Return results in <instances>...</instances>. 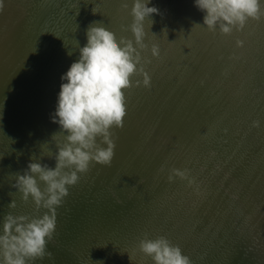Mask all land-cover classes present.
<instances>
[{
  "label": "water",
  "instance_id": "1",
  "mask_svg": "<svg viewBox=\"0 0 264 264\" xmlns=\"http://www.w3.org/2000/svg\"><path fill=\"white\" fill-rule=\"evenodd\" d=\"M16 2L21 14L15 18L9 8L1 25L5 28L2 51L6 53L0 64L6 66L0 72V227L9 211L16 215L37 214L32 200L23 202L22 194L12 184L16 173L23 174L33 156L49 167L56 165L52 155L57 149L52 136L60 131V126L53 122L52 115L63 81L52 80L58 74L62 77L78 60L79 47L87 43L89 25L99 21L117 38L134 39L128 30L132 0ZM125 2L128 8L122 6ZM74 3L76 6L69 9ZM149 6L159 10L150 17L153 23L148 18L144 21L147 48L141 50V64L150 77V86H144L143 74H137L132 77V86L124 89V124L122 128L115 127V131L111 129L116 145L111 169L118 170L114 175L107 173L109 183L104 190L95 189L101 198L81 200L76 204L80 207L73 210L67 211L66 206L57 208L56 215L64 220L63 224H56L53 234L57 240L47 239L46 255L28 264L81 263V256L91 264H153L138 250L144 234L151 239L172 237L179 246L183 232L190 234L193 225L198 229L209 225L210 220L199 221V212L211 220L215 217L225 233L214 243L195 230L196 234L187 240L190 249L185 253V248H181L192 264H264V17L249 19L242 30L223 35L218 26L213 32L203 25L205 13L195 0H150ZM48 35H54L53 39L49 40ZM237 40L244 42L242 47L237 46ZM153 45L158 47V56L152 55ZM40 49L51 60L43 59L37 65ZM21 65L22 71L16 74L15 68ZM10 79L17 83L12 90H4L2 85ZM136 81H140L139 85ZM5 104L11 113L5 111ZM254 120L261 121L260 128L252 126ZM211 147L218 152L215 158L209 160V152L191 156L195 150L203 148L200 151L204 153ZM207 163L223 169L218 174L207 172ZM250 164L256 166L248 172ZM90 165V173H99L100 167L94 162ZM188 167L194 169L189 179L198 189L193 195L188 190L190 197L184 196L180 206L169 209L167 214H163L167 200H161V207H157L154 202L144 201L149 192L142 194L134 189L152 172L155 176L163 169L158 179L166 181L173 168ZM200 168L205 170L203 174ZM120 172L131 176L123 178ZM189 179L183 183L177 177L171 184L178 187L169 188L186 191L191 184ZM215 179L223 180L229 189L220 183L215 189ZM123 180L132 181L125 187L132 195H126L127 200L109 194L114 188L125 195ZM238 183H244L246 190ZM67 196L64 199L70 201V194ZM12 199L16 207L9 209ZM123 208L130 211L123 212ZM180 216L188 220V226L178 222ZM58 236L64 240L62 243ZM195 240L200 243L192 244ZM76 241L87 246L82 248L85 256L74 248ZM90 241L97 244L89 247ZM114 243L119 246L115 251ZM203 247L202 253L197 252Z\"/></svg>",
  "mask_w": 264,
  "mask_h": 264
},
{
  "label": "clouds",
  "instance_id": "2",
  "mask_svg": "<svg viewBox=\"0 0 264 264\" xmlns=\"http://www.w3.org/2000/svg\"><path fill=\"white\" fill-rule=\"evenodd\" d=\"M149 3L150 0H132L128 30L134 39L117 38L99 21L87 28V43L79 47L78 60L61 77L66 82L60 86L52 115L53 122L60 126L52 136L57 149L52 155L56 165L49 167L33 156L23 174L16 173L12 187L25 202L32 200L37 214L16 215L9 211L3 216L0 264H28L42 259L47 239L55 232L56 210L69 194V187L79 182L80 174L87 172L92 162L110 166L116 146L111 129L122 128L126 115L124 89L132 86V77L137 74H143V85L150 86V77L141 64V50L147 48L144 21L159 10ZM195 4L205 13L203 25L213 32L218 26L223 35L242 30L249 19L264 17L262 0H195ZM122 6L128 8L126 2ZM243 43L237 40L238 47ZM151 51L153 56L159 55L156 45ZM252 126L260 128L261 121L254 120ZM177 177L189 179L188 170L173 168L168 178L171 181ZM7 207L14 209L16 201L12 199ZM41 209L45 210L42 214ZM138 250L153 264H192L190 257L164 236L151 239L145 233Z\"/></svg>",
  "mask_w": 264,
  "mask_h": 264
},
{
  "label": "bare ground",
  "instance_id": "3",
  "mask_svg": "<svg viewBox=\"0 0 264 264\" xmlns=\"http://www.w3.org/2000/svg\"><path fill=\"white\" fill-rule=\"evenodd\" d=\"M17 0H3V9H2V11H0V37L2 36V34L5 32V28L3 27V26H1L2 24H4V22L6 21L5 19H6V15L7 14H9L10 12H8L7 10L10 8V9H12L14 12H15V14H14V17L16 18V15H17V17H19V15L21 14V12L18 10V7H19V5L17 4V2H16ZM76 6V4L74 3V4H70L69 6H68V8L69 9H72L73 7H75ZM17 13H19V14H17ZM85 24H84V21L82 22V27L84 26ZM50 30V29H49ZM49 33V32H48ZM53 36L54 35H51V37L48 35V38H49V40H52L53 39ZM47 38V39H48ZM46 52V51H45ZM43 50H39V54H38V56L39 57H36V59H35V61H36V64L37 65H39V64H41V62H42V60L43 59H45V61L46 62H48V61H50L51 60V58L50 57H48V56H46L44 53H45ZM48 52V51H47ZM6 52L5 51H2V37H1V41H0V59H1V56L3 55L4 56V54H5ZM8 55V54H7ZM7 60H8V57H7ZM5 66L6 65H1L0 64V72L5 68ZM22 65L19 67H16L15 69H16V71H15V73L16 74H19L20 73V71H22ZM65 73V72H64ZM61 74H58V75H56V79H53L52 80V82L54 83L55 82V80H62V79H60L61 78V76H60ZM16 76V75H15ZM59 78V79H58ZM66 82V81H65ZM17 83V81L15 82V80H12V79H10V80H7L2 86L5 88L4 90H8V91H10V90H12L13 88H14V85ZM62 83V82H61ZM63 83H64V81H63ZM6 102V101H5ZM4 102V103H5ZM57 103H58V101L56 102V106H57ZM5 106H6V109L7 110H5V111H7V112H10L11 113V109L7 106V104H5ZM114 128L115 127H113L112 128V131H115L114 130ZM126 142L123 144V146H126ZM201 149H203V148H200V149H198V150H195L192 154H191V156L192 157H198L200 154H203V155H206V154H208V152L210 153V155H207V156H209V157H211V158H209V160L210 159H212V158H215V156L217 155V150H216V148L215 147H211V148H209V150L208 151H206V152H204V153H201ZM211 152H215L214 154L213 153H211ZM220 154V153H219ZM233 154V153H232ZM115 159V158H114ZM114 159L111 161V164H110V167L109 168H105L104 166L105 165H101V164H98V163H96V162H94V164L95 165H97V168H99L100 167V171H99V173L95 170V172L96 173H90V172H93V168H91V165L89 166L90 168L88 169V171L87 172H85V173H82V174H80V179H79V182L76 184V185H74V186H70L69 187V194H70V201H69V199L67 198V199H64L63 200V203H62V205L61 206H64V208H65V206L67 207V211L69 210V209H71V210H73V209H75V207H77V208H79L80 207V205L78 204V205H76L78 202H80L81 200H85V199H88L89 197L92 199V198H96V197H100L101 198V196H98L97 194H95L94 192H98L99 190H95V189H102V190H104L103 188H105L106 186H107V182L109 181V178L107 177V173H109L110 175H114V173L118 170V167H114V172H113V170L111 169L112 168V166H113V162H114ZM119 158H117V160H118ZM171 163H172V161H171ZM201 163V162H200ZM124 164V163H123ZM161 164V163H160ZM208 165H210V167H206L205 168V170L207 171V172H209V171H211L210 173H216V174H218L222 169H223V167L221 168V167H216V168H214L213 167V163H207ZM168 166H171V164H168ZM181 166V165H180ZM235 166V165H234ZM256 166V164H250V167H249V170H248V172L250 171V169H251V167H255ZM102 167H104L105 169L102 171L101 169H102ZM182 167V166H181ZM232 167V165L230 166V168ZM166 169H168V168H166ZM184 169H186V168H183V170ZM210 169V170H209ZM232 169V168H231ZM162 170L163 169H160L158 172H157V174L154 176V173L152 172V174H150L149 176H147L146 177V179L145 180H142L140 183H137L135 186H134V189H135V191H138V192H142V194L144 193V194H146V192H149L148 194H147V196L145 197L147 200H144V201H146V203L147 202H154V203H156L157 204V207H159L160 205V201L161 200H163V201H165V200H167V205H166V209L167 210H165L164 212H163V214L165 213V214H167V211L169 210V209H171V210H174V209H177V207L178 206H180V202H181V200L184 198V196H186L187 194H188V190H189V192H191V194L193 195V192L195 191V190H197L198 188H197V186H196V184L195 183H191L189 186H187V188H186V191H183V192H179V190L176 192L174 189H172V188H169V185L170 186H172L173 188H177L178 186L177 185H175V184H171V181L169 180V179H166V181L165 180H163V179H158L159 178V176H161V174H162ZM164 170H165V168H164ZM187 170H189L188 171V173H189V175L190 174H192V172L194 171V169H192V167H190V169H189V167L187 168ZM205 170H203V169H201L200 168V170L199 171H201L202 173H200V174H203L204 173V171ZM121 171H124V172H126V169H121ZM232 171V170H231ZM121 173V172H120ZM230 173H233V172H230ZM121 174H123V173H121ZM128 176H131L130 175V173L128 172L127 173V176H126V173L125 174H123V178H129ZM95 177V178H94ZM203 178V177H202ZM217 178V177H216ZM105 179H106V182H105ZM112 180L114 179L113 177L111 178ZM176 179V178H175ZM190 180V179H189ZM188 180V181H189ZM122 182H126L125 180H123ZM122 182H118V183H122ZM132 181H129V182H126V184H125V186H123L124 187V189H125V187L126 186H128L127 184H129V183H131ZM182 182L183 183H185V179L184 180H182ZM109 183V182H108ZM113 183H115V182H113ZM117 183V186L119 187V188H121L122 186L120 185V184H118ZM214 183H215V185H214ZM218 183H220V184H223L226 188H228L226 185H225V182L223 181V180H218V179H215L214 181H213V187H215V189H219V187H218ZM79 184V185H78ZM187 184H189V183H187ZM238 184H240L239 186L241 187V188H243V187H246V186H244L245 184L244 183H238ZM76 186H80L79 187V189L78 190H74V191H72L71 189H73L74 187H76ZM162 187H164L165 188V191H163V190H158V189H160V188H162ZM200 187H202V186H200ZM206 187H203L202 189H205ZM113 190H112V193H111V189L109 190V194L113 197H115V196H118L119 198L121 197V198H124V200H127V196L126 195H128V196H132L131 194H130V192H128L129 191V189L127 190V189H125V190H127V191H125L124 193H125V195L124 194H122L121 192H120V189H114V188H112ZM229 189V188H228ZM243 189H245L246 190V188H243ZM124 191V190H123ZM163 191V192H162ZM92 192H93V194H92ZM106 192V191H105ZM162 192V193H161ZM245 192V191H244ZM83 193V194H82ZM190 194V195H191ZM252 194V193H251ZM190 195L188 194L187 196L188 197H190ZM151 196V197H150ZM20 197V196H19ZM68 197V196H67ZM20 198H22V196L20 197ZM156 198H157V200H156ZM252 198H253V195H252ZM251 198V200L253 201V199ZM22 201L24 202V200L22 199ZM74 202V203H73ZM70 203V204H69ZM159 203V204H158ZM191 203V202H190ZM190 203H182L183 204V206H189L190 205ZM234 203L236 204H239L238 202H236V201H234ZM21 204V203H20ZM91 203H89V205H90ZM93 204V203H92ZM89 205H87V206H85V209L89 206ZM95 205V204H94ZM154 207H155V205H153ZM161 207V206H160ZM58 208H60V206L58 207ZM117 208V207H116ZM141 207L139 206V207H137V209H140ZM114 209V208H113ZM123 212H128V211H130V208L129 209H126V208H123V210H122ZM196 211H198V210H196ZM162 212V211H161ZM199 212V211H198ZM195 217H193V218H190L191 220H193ZM211 218H213L212 220L210 219V217H208L207 218V216L205 215V213H200L199 212V215H198V219H199V221L201 222V223H205L206 221L208 222L209 220H210V223H209V225H206V228H203V229H198V226H195V225H193L191 228H190V234H188V233H185V232H183V235L180 237V244H179V247L180 248H185V253H186V250L188 251L189 249H190V247H189V245H187V244H189V243H187V240L189 239V237H193V234H196L195 233V230H197V234L199 233V235H201V234H203V235H205V236H207L209 239H211L214 243H217L218 241H217V239H218V237L221 235V234H224L225 232H222L223 230H224V226H222L221 224H218L217 222H216V220H215V217H211ZM65 219V218H64ZM156 219H158V218H156ZM179 221L178 222H180L181 223V225H186V226H188L189 224H188V220H187V222L185 221V219H184V216H180L179 217ZM186 222V223H185ZM63 224L64 223V220L62 219V218H60L59 216H57V221H56V224ZM111 223L112 222H107V224L108 225H111ZM157 223H159V222H157ZM225 223V222H224ZM226 224V223H225ZM60 227H63V226H60ZM153 227V229L155 228V229H157L156 228V226L154 225V226H152ZM63 230H65L66 228L64 227V228H62ZM154 229V230H155ZM62 230V231H63ZM65 231H63V233H64ZM212 236V238H210ZM52 237H54V239H56L57 240V238H56V236L53 234L52 235ZM166 238L168 239V237L166 236ZM58 240L59 241H61V243L64 241L62 238H60L59 236H58ZM169 241H171V243L172 244H174V245H176L175 244V242L172 240V237L170 238V239H168ZM72 241V240H71ZM90 242H92V243H90V245H89V247H93V245L95 246L97 243L96 242H93V241H90ZM195 242L197 243V244H199L200 242H198L197 240H195L194 242H191L192 244H195ZM65 243H68V241H65ZM190 243V244H191ZM69 244H71V242L69 241ZM67 245V244H66ZM72 245V244H71ZM186 245L188 246V247H186ZM68 246V245H67ZM70 247V246H69ZM112 247L114 248V250L113 251H115L116 250V248H118L119 246H116V243H114V245H112ZM74 248L81 254V255H86L87 253H84V249H82V248H85V249H87V246H84L83 245V243L82 242H80V241H76L75 242V246H74ZM113 248H111L110 247V249H113ZM205 249V247H203V248H201L200 250H198L197 252H200V253H202V251ZM202 250V251H201ZM184 253V251H183V254H185ZM81 259H82V261H81V263H74V264H91L90 263V260H87L86 258H84L83 256H81ZM40 261V260H39ZM41 262V261H40Z\"/></svg>",
  "mask_w": 264,
  "mask_h": 264
}]
</instances>
